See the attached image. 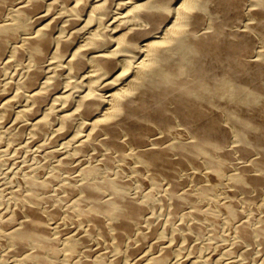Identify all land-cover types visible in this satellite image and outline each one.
Wrapping results in <instances>:
<instances>
[{
    "label": "bare ground",
    "instance_id": "6f19581e",
    "mask_svg": "<svg viewBox=\"0 0 264 264\" xmlns=\"http://www.w3.org/2000/svg\"><path fill=\"white\" fill-rule=\"evenodd\" d=\"M90 1L86 10L82 0H0V125L29 130L33 140L49 131L62 137L61 148L48 150L55 156L48 183L71 174L85 152L105 173L75 166L81 204L74 206L43 192L35 167L31 174L24 167L26 192L8 197L16 224L3 228L0 219L8 241L0 264H71L76 255L83 264H210L205 252L177 253L206 229L219 236L206 228L203 203L211 196L204 169L229 162L231 188L249 207L229 228L233 244L245 259L253 246L264 250V0ZM128 146L142 167L137 176L146 169L153 182H165L158 206L169 219L159 231L151 219H159L152 215L156 204L127 191L119 163ZM178 215L185 221L170 223ZM147 233L154 238L148 246ZM55 239L60 262L49 254Z\"/></svg>",
    "mask_w": 264,
    "mask_h": 264
},
{
    "label": "rangeland",
    "instance_id": "374dc122",
    "mask_svg": "<svg viewBox=\"0 0 264 264\" xmlns=\"http://www.w3.org/2000/svg\"><path fill=\"white\" fill-rule=\"evenodd\" d=\"M82 1H83L82 3L84 5V8L85 9L86 8L89 9V7L91 5V1L90 0H82ZM58 12H59V10L57 11V13ZM14 67L15 66L8 67V69L5 70V73H7V74L13 73ZM9 68H11L12 70L9 69ZM4 76H3V78H4ZM5 78H6V76H5ZM15 89L16 88L14 86L13 89H11L12 91L10 90L12 94L15 91ZM0 117H1V115H0ZM9 124H11V123L9 122ZM9 124H8V122H5V124H4V122L1 123V125L5 126V127L2 126L3 129L1 127V125H0V192H1L0 193V197H1L0 198V205L2 206V210H3L1 212V215L2 214L3 215L0 217V219L3 217L2 218V224H3L2 227L3 228H9V227H12V226H14L16 224V217L15 216H11V215H13L12 213L14 211V208H16V207H12L14 205L13 204L14 202L11 201L12 200L11 199L12 198L11 195L13 194L12 192L16 193L18 189H19L18 192L21 195L24 194L22 192H26V191H24L25 186H24V183H23L24 182V177H25L24 175H27L29 172H30L29 174H31L33 172V169H34L33 167H35V171H34L35 173L33 172V174L38 177V179L36 177L37 182L44 187V191L43 192H45V193L49 192V193L55 194L59 198V201L62 200L61 201L63 203V204L61 203L62 205H64V202L67 205H74L75 204L77 206H80V204H81V200H80V196H79L80 194L77 192L78 190H76V188H75L76 185L79 184V181L81 179L79 174H78V172H77L78 171L77 168H81V167L86 166V165H95V166H93L95 168V171L98 172V174H100V175H103V176L105 175V173H103V170H104L103 169V165L101 164V162H98L99 160L97 159V156L96 155L93 156L90 153L85 152V154L84 153L81 154L83 157L80 156L82 159L80 157H78L77 162H74V167H73V169H71V172H72L71 174H70V170H68L66 172L61 173L62 174L61 179H59L57 183L54 184L53 181H52V183H48L47 180L49 179V176H50L49 173H51L52 168H53L52 165H54V163H55V160H54L55 156H51L50 155V157H49L48 150H51V149H54V148L55 149L61 148L62 147L61 145H64V144H62V139H61L62 137L60 138L54 131H52L53 133H51L49 131L47 134H44L45 137H44L43 134H42L43 136L40 135V137L35 138V140L37 141V139H38L37 142L39 144H44V149L42 151H40V152H37L35 150L36 149L35 147H37L38 144H37V142L35 140H33L32 137H34V136L31 135L29 130H24L23 129V131H21V134H20L19 133L20 130L18 129L19 130L18 133H15V132H17L16 126H14L13 128L10 126V128H7V126L9 127ZM14 130H16V131H14ZM7 131L10 132V133H6ZM11 131H12V133H11ZM22 132H23V134H22ZM53 134H56L57 138H56V135L54 136ZM172 134H173V136L178 137V138H180V137L186 138V134L183 133V132L181 133V131H178V130L177 131L176 130L172 131ZM19 135H21V136H19ZM53 136L57 139V141L55 140V138ZM22 137L24 138V140H23ZM52 137L54 138V141H53V139H51ZM18 138H20V139H18ZM40 138H42V140H44V141H42V140L40 141L39 140ZM48 138H49V141H48ZM51 141L55 142L56 145L58 144L57 147H56V145L54 146V143L53 142L51 143ZM44 142H48L50 144L46 145ZM56 142H58V143H56ZM45 146H47V147L45 148ZM49 146H51V147H49ZM130 148L131 147H129L128 148L129 150L125 152V158H123L120 161V163H119V165H121V168L124 170L123 172L125 173L124 174L122 172L123 173V179L125 181H127V182L129 181L127 183L128 184L127 191H128L129 194L132 193L131 194L132 196H135L138 199L140 198L141 200H142L141 197H143V199L146 198L147 200H151L153 203L156 204V205L153 206V207H155V209L152 210L154 212V213H152V215L154 216V214L156 215L158 213L159 214V219L157 218L158 215H156L157 217H154V218L151 217L152 222L153 221L156 222V220H157L156 223L153 222V224H152V227L155 226L154 227V229H155L159 225H161V224L163 225L164 220L167 221L169 219V218L166 219L168 217L167 216V209L166 208L164 209V207H162V206H158L160 204V203H158V202H160L159 198L162 195L164 189L166 188L165 187L166 185H164L165 184L164 180H163V182H161V180L159 181V179H158V182H153L152 179L149 176V172L146 169H142L141 175L137 176L138 172H136V171L141 170L142 167L140 166V163H138L139 158L135 157V156H131ZM32 150H34V151H32ZM41 154H45V155L43 156ZM84 155H86V156L84 157ZM91 156L94 157V158H92ZM95 156H96V158H95ZM36 157L38 159H36ZM45 159L47 161H45ZM48 159H50V160H48ZM93 159H94L95 162L93 161ZM133 160L135 161L136 164L134 163ZM88 162L90 164H88ZM48 163H52V165L48 164ZM81 163H82V165H81ZM229 164L231 165V162H229V163H227L225 165L227 167L223 166V167H220V169L215 170V171L211 170V169L210 170L208 169V171H207V169H204L205 172H206L205 173L206 175H204L205 177L203 178L204 184L206 183L205 186L208 187V189L210 191V196H211L208 201H205L203 203V208L206 205L205 206L206 208H204V212L208 215V216L206 215L207 221L210 222L209 224H211V225H209L206 222L208 224L206 226V228L207 227H214V228L218 229L216 231L219 233V236L217 238L215 237L216 241L213 240L214 237L212 238V236L209 235L210 233H209V231H207V229L205 231V232H208V233H205L207 236L204 234L205 236L204 235H203L204 237L201 236L199 238V241H198L196 235L195 236L193 235V237H191L192 242H190L191 240L187 241L188 245H185V248H187L188 250L187 249L185 250L184 247H183L184 249L181 247V249L184 250L183 251L184 254H182V250L180 248L178 249L179 250L178 253H177L178 257L179 256H180V258H182V257L183 258L191 257L190 254L195 256V254L197 255V253H198L197 256H201V254L202 255L205 254L206 256H208V254H209L210 264H239V260H241L240 257L243 258L241 250L238 249L233 244L234 235L232 234V232L230 231L229 228L233 224L234 225L237 224L240 221V219L243 217V215L245 216L249 212V207H246V205H243L242 203H240L241 201L238 198V196L240 195V194H238L239 192L238 191L236 192V190L233 187L231 188L230 181L227 178V176L229 174V170H230V167H229L230 165ZM32 165H33V167H32ZM46 165H48V166H46ZM130 165L133 166V169H131L132 167ZM26 166H28V167H26ZM75 166H77V168ZM24 167L26 168V170L28 169L27 172H25V168ZM74 169L75 170L77 169V170L75 171ZM227 169H228V171H226ZM134 171H135V173L132 175V172H134ZM24 172L27 173V174H25ZM127 173H128V175H127ZM73 174H76V175H73ZM70 176H71V178H70ZM128 176H130V177H128ZM62 177H65L66 179H64ZM134 178H136L137 180H135ZM67 181L69 183H67ZM159 183H164V184L161 187L159 185ZM51 184H52V186L50 187ZM73 185H75V186H73ZM153 185H154V187L156 185H158V186H156L154 188ZM45 189H47L48 191H46ZM135 191H136V193H135ZM137 193H138V195H134V194H137ZM1 194H3V195H1ZM236 194H237V196H236ZM8 197L11 200L8 199ZM3 198H7V199H3ZM60 198H61V200H60ZM5 200H8V201H6L7 204L5 202L6 205L3 202ZM9 200H10V202H9ZM206 202H207V204H205ZM217 202L220 203V204H218ZM238 202L240 203L239 205H241V208H239ZM213 203H215V204H213ZM218 205H219L220 209H219ZM1 206H0V209H1ZM6 206H8V208ZM243 207L246 208V211H245V209ZM181 208H183L186 212H189L186 209H188L190 207H189L188 204L185 205V203H183L181 205ZM242 208L244 209V212H243ZM183 209H182V211L180 210L179 212L186 213ZM205 209H207V212H206ZM238 210H240V212ZM240 213L242 214V216H241ZM8 216H9V222H8ZM4 217L7 218V219H4ZM227 217H228V219H227ZM175 218L176 219L175 220L173 219L170 223H172L173 221L179 222V221H181V219L183 217L180 219V217L178 215V217L175 216ZM153 219H156V220H153ZM229 219H231V221H230L231 223L229 222ZM183 220H184V218H183ZM158 221H159V223H158ZM162 221H163V223H162ZM226 221H228V222H226ZM225 223H227L228 225L225 224ZM212 224H214V225H212ZM162 225H161V227H158L157 230L156 229L155 230L159 231L162 228ZM166 234H168L166 237H168L170 239V235L171 234L169 233V230H167ZM150 236L152 237V235L147 233V236L145 237L146 239H144L145 245H147V246L151 242H154L153 241L154 238H151ZM193 238H195V239H193ZM201 238H203V241L200 242ZM209 238L211 239L210 241H208ZM147 239H150V240L147 242ZM205 239H207L208 243H207V241ZM196 241L200 242V246H201V247H198L197 249L196 248H192L190 246L191 244L195 243ZM204 241H206V243ZM179 242H181V240L177 241L178 244L175 243V245H176L175 248L179 247V245H180ZM202 243L205 244V245H202ZM59 244H60V240L55 239V242H54V245H53L54 249L53 248L50 249V252H49V254L51 256H53L52 258L56 262H58V261L60 262L63 259V253L61 252V245H59ZM7 245H8L7 239H5V237H3V236L2 237L0 236V251H1L0 253L1 254L6 249H8ZM188 246H189V248H188ZM93 247L94 246H92V249L96 248L97 246H95L94 248ZM203 247H204L205 251L201 250V249H203ZM234 247L237 248V249H235ZM253 247H256V248H254L255 250L254 249L252 250L253 253L251 252V254H252V256H250V257H252L251 261L248 260V259H250V257L247 258V259H245V258L242 259V260H245V261H243L245 264H248L247 262H249L251 264L253 262L255 264V262H256L257 264H259L262 260H264V252H263L264 250L262 249V251H261V248H260V246L258 247V245L257 246H253ZM190 248H192V249L190 250ZM238 250L240 251V254H239ZM186 251L189 253L188 255L185 254V253H187ZM194 251H195V253H193ZM201 251H203V252L201 253ZM51 253H53V255ZM59 253H61V254H59ZM255 253L258 256H256ZM181 255H183V256H181ZM255 256L257 257V259H255L256 258ZM73 257L74 258H68L70 260L67 259V263L83 264L82 260L79 259L78 255H76V257L75 256H73ZM259 258H260V260H259ZM254 259H255V261H254ZM107 260H109V259H106V264H110V262L107 261ZM256 260L259 261V262H257ZM147 261H148V263H147ZM147 261H146L147 264H156L155 262H153L151 260L150 261L147 260ZM102 264H105V263L103 262ZM260 264H264V261L261 262Z\"/></svg>",
    "mask_w": 264,
    "mask_h": 264
}]
</instances>
